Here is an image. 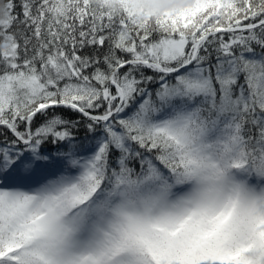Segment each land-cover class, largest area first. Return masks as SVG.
Returning <instances> with one entry per match:
<instances>
[{
    "label": "snow or ice",
    "instance_id": "6c2138e0",
    "mask_svg": "<svg viewBox=\"0 0 264 264\" xmlns=\"http://www.w3.org/2000/svg\"><path fill=\"white\" fill-rule=\"evenodd\" d=\"M0 264H264V0H0Z\"/></svg>",
    "mask_w": 264,
    "mask_h": 264
}]
</instances>
